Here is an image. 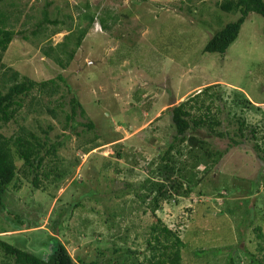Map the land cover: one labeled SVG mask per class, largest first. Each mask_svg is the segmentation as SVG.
<instances>
[{
  "label": "rangeland",
  "instance_id": "obj_1",
  "mask_svg": "<svg viewBox=\"0 0 264 264\" xmlns=\"http://www.w3.org/2000/svg\"><path fill=\"white\" fill-rule=\"evenodd\" d=\"M45 1L50 0L16 2L23 9L21 20L28 18L25 36H30ZM221 1L51 0L50 14L70 13L74 23L79 14L76 6L86 2L97 14L105 9L119 14L109 30L96 21L65 68L43 55L41 46L48 42L54 46L66 31L46 40H24L16 34L0 60V73L13 70L35 81L61 74L86 117L76 116L80 123L76 129H63L62 117L58 121L40 106L30 111L36 90L24 98L17 122L39 136L52 126L47 137L62 142L57 166L65 175L59 180L41 179V187L35 188L31 177L19 174L0 204V239L40 254L55 235L80 263L138 264L149 254L146 240L153 215L147 208L153 194L148 188L151 181L161 179L159 156L175 133L171 107L213 85L226 101H221L219 114L226 134L218 137L204 129L197 134L206 138L209 149L223 153L216 161L208 157L207 168L200 166L190 181H183L191 191L163 201L156 216L182 238L183 264H230L231 260L257 264L252 255L264 262V171L258 189L254 188L260 163L253 139L228 149V137L239 139L238 118L262 128L258 135L264 134V18L250 12L224 54L202 52L211 34L239 15L221 10ZM120 54L124 59L119 60ZM60 85L69 99L72 94ZM236 92L254 107L233 103ZM218 103L215 99L211 107L214 113ZM17 122L9 121L0 131L11 135ZM87 122L94 124L90 131L82 125ZM92 133L100 138L85 153L84 148L93 146L88 142ZM126 183L132 187L125 188ZM118 247L135 250L136 255L115 254Z\"/></svg>",
  "mask_w": 264,
  "mask_h": 264
},
{
  "label": "trees",
  "instance_id": "obj_2",
  "mask_svg": "<svg viewBox=\"0 0 264 264\" xmlns=\"http://www.w3.org/2000/svg\"><path fill=\"white\" fill-rule=\"evenodd\" d=\"M17 1L0 0V60L16 34H20L24 40H30V37L36 40L42 37L46 40L56 33L66 31L67 33L63 35L62 40L54 46L49 42L41 46L43 55L52 59L61 68H65L73 60L85 35L96 21L103 30L111 29L119 21V14L117 15L108 9L97 14L95 10H91L89 3L86 2L81 7L76 6L79 14L77 22L74 23L73 15L70 13H60L57 10L55 15H51L48 9L52 4L50 0L45 1L42 6L40 16L32 24L30 36H25L28 18L21 20L23 9L20 8L19 3H16ZM219 8L227 13H238L239 15L234 21H230L214 31L205 43L202 52L224 54L237 38L242 24L250 12H255L264 18V0H222L219 3ZM17 26L19 28L16 31ZM120 56L119 60L124 59V54H120ZM58 81L65 85L66 92L71 93L70 87L65 83L61 74L54 78L35 81L25 76L20 77L17 71L9 70L8 72L5 70L1 72L0 127L9 121L17 122L16 115L24 106V98L32 90H36L37 95L32 96L29 103L30 111L31 107L37 106L38 108L40 106L41 110H44L54 119L59 121L62 117L63 129L67 127L72 130L76 129L77 124L80 123L75 118L77 115L85 118V109L73 93L69 99H65L66 93L60 92L62 86ZM211 90H213V85L205 86L198 93L171 107V121L175 133L173 140L168 143L166 149L159 156L161 162L158 164L157 173L161 179L156 182L151 181V186L148 188V193L153 194L147 208L153 215V222L149 227V238L146 240L149 254L144 256L138 264H183L181 249L185 244L182 238L176 229L172 230L162 223L160 217L156 216V211L161 209L163 201L169 197L187 195L191 188L189 184L184 187L183 181H190L194 171L198 170L200 166H203V169L207 168L208 162L206 160L208 157H212L213 161H216L223 153L219 150L209 149L206 138L197 134L200 129L218 137H223L226 134L222 129L225 126L224 121L219 117L223 110L221 101L223 103L226 101H223L218 91ZM236 93L238 95L232 100L233 103L241 107H254L244 94ZM43 98H46V102L42 104ZM213 99L220 102L215 106V113L211 108L214 103ZM66 106L68 107L66 108ZM232 114L236 116L234 113ZM21 120L24 122V115L21 116ZM82 125L86 131H90L94 127L92 122L82 123ZM237 126L239 139L236 141V139L228 137L230 142L228 149L241 146L244 139H253L252 147L255 149L260 163L258 173L253 178V186L258 189L262 179L260 177L264 171V134L258 135L262 128L249 126L244 118H238ZM217 127H221V130L217 131ZM51 129L52 126L48 125L47 129L42 131L43 136H39L34 131L27 130L22 123L18 125L16 132L9 136L0 131V204L7 189L19 174L25 179L31 177V184L35 188L41 187V179H48L51 176L52 180L63 178L64 170H60V167L57 166V149L62 145V142H50L48 140L47 133ZM99 138V134L92 133L88 142L93 146L84 148V152L94 148L96 146L95 141ZM185 142L187 145L184 148L179 147ZM226 151L224 150V152ZM15 160L20 161V164L17 165ZM131 187L130 183L125 184V188L130 189ZM134 194L143 199L146 197L148 199V196L140 192L134 191ZM10 217L14 219L11 214ZM56 227L57 221L53 223L51 229L55 230ZM47 243L42 253L35 254L0 239V264H97V260L86 263L75 261L65 245L55 235H51ZM198 252H205V250ZM114 253L136 255L135 250L121 247L115 248ZM229 259H231L230 256ZM252 261L257 264H264L254 255H252ZM230 264H232V260Z\"/></svg>",
  "mask_w": 264,
  "mask_h": 264
}]
</instances>
